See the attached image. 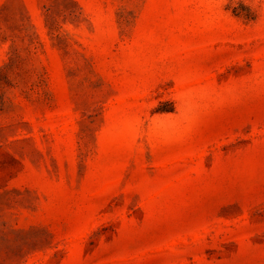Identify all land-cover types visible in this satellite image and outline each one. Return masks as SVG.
Here are the masks:
<instances>
[{
    "label": "rangeland",
    "instance_id": "obj_1",
    "mask_svg": "<svg viewBox=\"0 0 264 264\" xmlns=\"http://www.w3.org/2000/svg\"><path fill=\"white\" fill-rule=\"evenodd\" d=\"M0 264H264V0H0Z\"/></svg>",
    "mask_w": 264,
    "mask_h": 264
}]
</instances>
